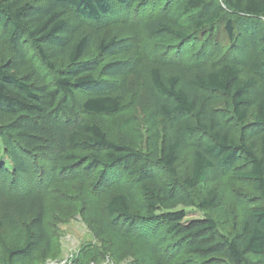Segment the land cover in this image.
Segmentation results:
<instances>
[{
  "label": "trees",
  "instance_id": "obj_1",
  "mask_svg": "<svg viewBox=\"0 0 264 264\" xmlns=\"http://www.w3.org/2000/svg\"><path fill=\"white\" fill-rule=\"evenodd\" d=\"M147 1L0 0V44L10 53L0 60V121L6 120L0 142L10 163L0 164V195L9 198L0 217V264H30L49 244L44 207L37 205L42 183L37 177L35 186L27 184L30 170L39 169L36 156L50 151L58 156L48 173L62 174L53 179H73L76 170L92 174L91 184L107 192L109 222H122L126 234L145 244L158 249L168 239L173 257L185 250L200 257L199 264H250L248 255L264 259V201L245 211L232 234L220 232L211 217L185 222V210L176 209L215 208L220 196L213 188L198 201L194 188L230 171L250 181L264 200V43L253 54L252 76L242 77L230 61L189 75L152 67L146 90L152 130L143 151L133 121L114 116L122 100L113 94V80L130 67L128 60L114 59L124 45L114 37L93 41L78 33L82 24L95 27L130 16L141 21ZM173 10L165 18L149 11L141 21L147 34L173 47L222 20L228 36L237 26L248 41L264 28V0H181ZM93 47L96 54L88 56ZM32 52L51 80L31 65ZM212 94L222 96L224 108L211 105ZM251 106L255 114L248 122ZM80 112L91 119L62 127L61 120L78 119ZM229 121L239 125L238 134ZM186 148L191 168L179 178L176 163ZM127 175L142 198L125 188ZM6 226L22 243L5 239Z\"/></svg>",
  "mask_w": 264,
  "mask_h": 264
},
{
  "label": "rangeland",
  "instance_id": "obj_2",
  "mask_svg": "<svg viewBox=\"0 0 264 264\" xmlns=\"http://www.w3.org/2000/svg\"><path fill=\"white\" fill-rule=\"evenodd\" d=\"M179 1L181 0H148L146 5H142L146 12H143L145 16L140 15L141 21L147 18L149 11L154 12L153 15L168 17L174 11V4ZM224 7L230 15V10L225 5ZM128 19L107 21L95 27L82 24L78 35H87L93 41H99L102 37H114L117 41L121 40L124 45L117 49L114 59L128 60L130 67L113 80L115 82L113 94L119 95L122 100V107L114 116L119 119L128 117L133 121L140 149L143 151L148 149L152 130L149 120L150 105L146 96L150 84L149 71L152 67H158L165 73L181 71L189 75L202 67L211 68L230 61L237 64L242 77L252 76L253 54L264 43V28L258 27L257 38L248 41L249 36L241 34L237 26L234 34L228 36L222 20L204 31H193L195 40L182 42L178 47H173L172 43L147 34L141 26V21H131L133 16ZM125 47L128 49L126 50ZM95 52L93 47L88 56H94ZM9 56L10 53L0 44V60ZM29 58L31 65L39 68L45 80L52 79V74L43 68L35 53H30ZM260 86L258 81L257 88L260 89ZM209 97L212 106L225 107L222 96L212 94ZM82 98L83 95H80V99ZM254 114L255 107L251 106L248 110V122L254 118ZM89 118L91 119L80 112L78 119H64L60 124L64 129H68ZM5 121L3 119L0 123ZM228 123L233 126L235 134H238L239 125L232 121ZM50 153L36 156L34 164L39 169L30 170L31 182L27 184L35 186L37 177L42 183V187L38 186L41 189L38 191L40 199L37 205L44 207V221L49 237V244L40 247L30 264H199L201 262L200 257L185 250H180L173 257L174 252H170L169 249L172 248L173 242L168 239L162 237L164 243L157 249L152 244H145L131 233L126 234L122 222L112 225L104 208L107 197L104 187L101 185L94 187L91 184L92 174L82 170H76L73 179H53L57 176L61 178L62 174L58 175L55 172L56 175L52 176L48 173L50 168L57 164L58 156L54 152L50 151ZM3 162L6 165L10 164L0 142V164ZM191 162V149L186 148L176 163L179 178H184L188 174ZM129 178L127 175L124 180L125 188L142 198L140 188L137 184L131 183ZM17 182L20 185L24 179L21 177ZM24 188L26 189V186ZM210 188L220 196L219 204L212 209L178 206L176 209L183 208L186 212L185 222L211 217L220 232L232 234L238 230L245 211L261 205L264 201L254 190L252 183L237 176L234 171L227 172L214 182L198 184L192 193L194 199L198 201L206 196ZM8 199L0 195V217L5 212ZM2 234L11 244L22 243L21 236L13 233L7 226L3 228ZM247 259L250 264H264V259L259 256L248 255Z\"/></svg>",
  "mask_w": 264,
  "mask_h": 264
}]
</instances>
